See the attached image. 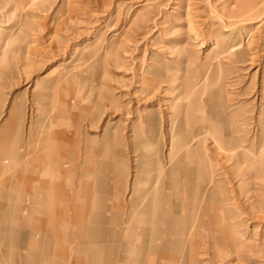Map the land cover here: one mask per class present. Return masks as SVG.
Wrapping results in <instances>:
<instances>
[{
    "label": "rangeland",
    "instance_id": "374dc122",
    "mask_svg": "<svg viewBox=\"0 0 264 264\" xmlns=\"http://www.w3.org/2000/svg\"><path fill=\"white\" fill-rule=\"evenodd\" d=\"M262 96L264 0H0V264H264Z\"/></svg>",
    "mask_w": 264,
    "mask_h": 264
},
{
    "label": "bare ground",
    "instance_id": "6f19581e",
    "mask_svg": "<svg viewBox=\"0 0 264 264\" xmlns=\"http://www.w3.org/2000/svg\"><path fill=\"white\" fill-rule=\"evenodd\" d=\"M216 46V45H215ZM215 46H213L211 49H210V54H209V57H210V65H213V64H215L216 65V63H217V60H218V57L221 55V53L220 52H217L218 51V49L215 47ZM241 46V45H240ZM236 47V48H233V49H230L231 51V53L233 54V58H234V64L235 65H237L238 67H242L243 65H245V63L247 62V59H245V57H246V51H247V49H244L242 52H240L241 51V47ZM201 47H203V45H201ZM216 66H219V64L217 63V65ZM219 77V76H218ZM262 99L264 100V96H262ZM219 101H218V107H214L215 108V111H217L216 113L218 114V115H221L223 118H225V126H224V129H226L227 130V126H229L230 124H231V117H230V112H231V110H230V106L231 105H229V103H230V101L228 100V99H223L222 98V96H221V94H219V99H218ZM232 107V106H231ZM189 109H191V107H189ZM212 109V108H211ZM214 111V112H215ZM232 114V113H231ZM261 116H264V107H262V109H261V114H260V117ZM231 128H232V130L233 129H235V126L232 124V126H231ZM221 129V128H220ZM224 131V130H223ZM240 131V130H239ZM239 131L237 130V129H235V133H239ZM244 136V135H243ZM247 140H244V139H241L240 140V142H242V143H244V142H246ZM193 142V141H192ZM193 144V143H192ZM264 145V144H263ZM220 147V146H219ZM220 150V149H219ZM261 151V150H260ZM203 152V155H204V160H207V162H209L208 161V157H207V154H206V152L205 151H202ZM212 152V151H211ZM219 156V155H218ZM237 157H239V156H237ZM219 160V159H218ZM201 161V160H200ZM198 162V164H202L204 167L205 166H207V163H204L203 161L202 162ZM209 164V166L210 167H212V165H210V162L208 163ZM262 163L261 164H259V166H257V167H255L253 164H252V162H251V164L249 163V166H247L246 167V172H247V175L248 176H264V170L262 169ZM175 167V166H174ZM173 167V168H174ZM218 167V166H217ZM221 169V168H220ZM242 171V170H241ZM199 172V171H198ZM222 174V172H220L219 170H218V168L216 169V168H214V169H212V170H210L209 171V169H202L201 168V174H200V179L201 180H205V179H209L211 182L210 183H212V181H213V179L215 178V176H220ZM223 175V174H222ZM158 180V179H157ZM155 182V181H154ZM205 182V181H204ZM262 185L264 186V180L262 181ZM154 187V186H153ZM197 190H196V194L198 195V193L199 192H202L201 191V189L200 188H196ZM216 192H217V187L216 186H214L213 187V189H212V192H211V197H213V198H215L217 195H216ZM153 193V192H152ZM155 194L157 195V189H154V196H155ZM153 196V195H152ZM196 196V195H195ZM200 198V197H199ZM218 198V197H217ZM157 202H155L154 204H153V212H154V214H156L157 213V204H156ZM256 203H258V207L260 206V207H264V201L263 200H258ZM264 216V215H263ZM228 230V229H227ZM229 232V231H228ZM237 233V232H236ZM255 234V231H254V233H253V235ZM237 236H238V234H237ZM224 237H226L227 238V240H228V237H227V234H225V236ZM254 237V236H253ZM189 242V241H188ZM263 242H264V236H263ZM222 245H223V243H222ZM240 245V244H239Z\"/></svg>",
    "mask_w": 264,
    "mask_h": 264
},
{
    "label": "crops",
    "instance_id": "0c3cea01",
    "mask_svg": "<svg viewBox=\"0 0 264 264\" xmlns=\"http://www.w3.org/2000/svg\"><path fill=\"white\" fill-rule=\"evenodd\" d=\"M54 147V149H56L57 148V146L55 145V146H53ZM46 172L45 171H43V174H45ZM45 176V175H44ZM34 192H35V194H36V196H37V198L38 199H40V197H41V194H42V191H41V189H40V186L39 187H37L36 188V190H34ZM154 196V195H153ZM176 198H178V197H176ZM156 202V199L153 197L152 198V206H153V204ZM153 208V207H152ZM157 213L156 214H154V228H155V230L157 231V242H158V244H156V247L158 248H160V246H161V244H160V236H159V233H160V226L161 225H167V224H169L170 222L169 221H165L164 220V218L162 219L160 216H161V211H163L166 215L168 214H176L177 212H178V210L177 209H175L174 207H172V206H170V205H165V204H160L159 206H157ZM194 243H192V241H191V239H190V241L188 242L187 241V245L188 246H192ZM94 254L92 253V251H91V253H90V258L93 260V259H96L95 258V256H93ZM24 258V257H23Z\"/></svg>",
    "mask_w": 264,
    "mask_h": 264
}]
</instances>
